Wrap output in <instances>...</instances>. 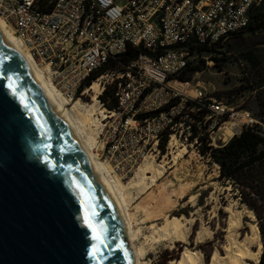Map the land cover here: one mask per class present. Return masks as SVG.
Returning <instances> with one entry per match:
<instances>
[{"label":"built area","instance_id":"built-area-1","mask_svg":"<svg viewBox=\"0 0 264 264\" xmlns=\"http://www.w3.org/2000/svg\"><path fill=\"white\" fill-rule=\"evenodd\" d=\"M256 8L264 0H0V17L62 96L97 84L99 97L117 87L118 107L105 118L118 122L115 131L138 163L166 135L169 143L197 146L228 123L233 135L256 128L250 111L177 78L193 57L189 43L212 47L230 38ZM129 47L143 52L85 85Z\"/></svg>","mask_w":264,"mask_h":264},{"label":"rangeland","instance_id":"rangeland-1","mask_svg":"<svg viewBox=\"0 0 264 264\" xmlns=\"http://www.w3.org/2000/svg\"><path fill=\"white\" fill-rule=\"evenodd\" d=\"M256 58L262 62L257 69L253 66ZM189 63L203 66L193 75L192 85L205 87L209 96L223 98L234 109L250 111L258 121L256 129L264 133V30L238 34L211 51L195 52ZM94 94L90 91L73 99L61 95L62 106L96 161L107 166L106 176L132 231L138 234L136 246L147 247L144 264H164L169 258L168 264H179L181 259H185L183 264L227 263L250 235L252 225L260 233L262 256L264 197L249 189L244 195L241 187L221 180L220 165L210 154L200 152L204 144L211 148L227 145L236 136L231 123L215 139L206 138L197 146L169 143L166 135L165 151L160 144L166 136L158 150L149 145L147 158L136 163L115 131L118 122L105 118L111 109L100 99L102 94L96 101ZM175 217L180 226L164 230Z\"/></svg>","mask_w":264,"mask_h":264},{"label":"water","instance_id":"water-1","mask_svg":"<svg viewBox=\"0 0 264 264\" xmlns=\"http://www.w3.org/2000/svg\"><path fill=\"white\" fill-rule=\"evenodd\" d=\"M0 264H136L122 214L1 30Z\"/></svg>","mask_w":264,"mask_h":264},{"label":"trees","instance_id":"trees-1","mask_svg":"<svg viewBox=\"0 0 264 264\" xmlns=\"http://www.w3.org/2000/svg\"><path fill=\"white\" fill-rule=\"evenodd\" d=\"M264 30V9L256 8L250 13V23L246 29L240 31L238 34H256ZM232 37V36H231ZM224 40L216 43L214 46H200L192 43L188 44V49L192 53L207 52L215 49ZM143 50L141 48L129 47L127 52L122 54L117 60H112L106 68L97 72L94 76L89 78L85 85H90L94 79L104 74L109 69H116L120 67V63L127 64L134 60ZM262 62L256 58L253 61L255 69L260 67ZM203 66H195L188 63L187 68L177 78L182 82H190L193 75L201 71ZM84 87L81 88V90ZM117 87L115 85L109 86L100 99L109 109L114 110L118 107V98L116 96ZM160 144V147L165 151V143ZM264 136L256 128L249 127L245 129L240 135L234 136L230 142L220 148H211L208 144H204L201 153L210 154L212 159L220 165V179L232 184L235 188L241 187L244 195L247 189L259 197H264ZM243 195V196H244ZM243 201L248 203L251 207L253 204L244 197ZM171 258L166 259L164 264H168ZM161 264V263H158ZM259 264H264V252L262 253Z\"/></svg>","mask_w":264,"mask_h":264},{"label":"bare ground","instance_id":"bare-ground-1","mask_svg":"<svg viewBox=\"0 0 264 264\" xmlns=\"http://www.w3.org/2000/svg\"><path fill=\"white\" fill-rule=\"evenodd\" d=\"M0 30L3 32V34L6 36V38L9 40L10 44L19 52V54L22 56L24 62L26 63V66L28 67L31 74L35 77L39 85L42 87V89L47 93V95L52 99L54 107L57 111V113L63 118V120L69 125L79 142L81 143L83 150L85 152V155L87 156L90 164L92 165L95 173L100 178L103 186L107 190L109 196L111 197L113 203L117 207V209L122 214L126 226H127V240L130 245V248L134 254L136 264H144L143 262L146 260L147 256V247L143 244H141L139 247L136 246V241L138 238L137 232L134 233L132 231V226L129 220L126 218V215L124 213V209L117 199V196L114 192L113 186L111 185V181L108 180L106 173H107V166L104 163L97 162L93 153L90 151V149L87 147L85 142L81 139L79 133L75 129V127L71 124V122L67 118V114H65V109L63 108L62 100H61V94L59 91L56 90V88L51 84V82L46 79L42 72L37 69V67L34 64L33 59L31 58L28 51L25 49L23 44L19 41V39L13 35L9 27L7 26V23L0 17ZM97 84L91 88V91L94 92L93 100L96 101L98 96L97 94L99 91L96 89ZM97 90V91H96ZM108 118V117H107ZM119 182V181H118ZM171 223H166V225L163 227L164 230H170L172 228L171 226H175L177 228V224L179 225V219L178 218H172L170 219ZM180 226V225H179ZM171 231V230H170ZM139 232V231H138ZM253 247L257 248V251L253 250ZM262 252V243L260 240V233L258 230V227L256 225H252L251 227V233L248 237H245L243 244L239 245L237 251L235 254L232 253L231 259L228 260L227 263L224 264H249L248 261H252L254 264H259L260 257ZM189 257V256H188ZM191 257V256H190ZM189 257V258H190ZM192 258V257H191ZM192 262L195 259H191ZM183 261L185 262V259H181L179 261V264H183Z\"/></svg>","mask_w":264,"mask_h":264},{"label":"snow or ice","instance_id":"snow-or-ice-1","mask_svg":"<svg viewBox=\"0 0 264 264\" xmlns=\"http://www.w3.org/2000/svg\"><path fill=\"white\" fill-rule=\"evenodd\" d=\"M9 87H11V85H9ZM84 222L87 225V227L92 229L93 233H95L94 239L100 241V243L103 244L102 233L97 229L96 225L92 222L90 215L87 212L85 213L84 216ZM99 251H100L99 248L93 247V250L90 253V255L95 256L99 253Z\"/></svg>","mask_w":264,"mask_h":264}]
</instances>
